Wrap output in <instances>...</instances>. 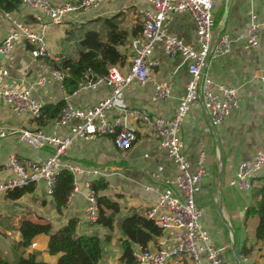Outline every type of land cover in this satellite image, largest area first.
I'll return each mask as SVG.
<instances>
[{
  "label": "crops",
  "instance_id": "1",
  "mask_svg": "<svg viewBox=\"0 0 264 264\" xmlns=\"http://www.w3.org/2000/svg\"><path fill=\"white\" fill-rule=\"evenodd\" d=\"M53 4H61L65 0H49ZM218 0L215 19L218 12ZM228 6L222 34L228 36L230 52L217 58H210L205 67V75L224 86L237 89L238 109L223 119L216 127L210 124V118L200 102L191 107L180 127L183 142V154L190 164V171L197 169L199 143L204 144L207 156L205 175L195 189V201L203 210L202 227L208 233L209 243L220 252V264H234L232 255V231L235 234L238 251L246 254L253 264H264V245L255 239L256 217L246 224L243 222L244 207L249 202L250 194L239 192L228 186L229 179L235 176L238 165L250 161L257 151H264V82L259 75L264 71V4L262 0H224ZM128 1L106 3L95 12H81L71 15L63 24H48L45 30V42L53 59H33L29 51L31 46L25 42H16L13 49L0 59L8 76L0 82V89H27L35 84L32 95L44 105H53L67 100L76 108H86L107 97L110 93L105 85L94 90L76 91L67 95L59 87L58 81L37 87L36 82L49 74L52 62L58 63L62 58L76 59L79 43L84 34L94 31L101 34L102 21L121 15L123 28L130 30L140 26L135 6ZM141 8L152 11L148 4H139ZM23 22L31 23L32 10L18 5L13 11ZM224 13V12H223ZM250 13L256 16L261 24L260 45L256 49L245 47L242 38L250 24ZM223 16V15H222ZM222 22V20H221ZM220 22V24H221ZM216 23V22H215ZM220 25L215 26V34ZM8 24L0 21V44L7 34ZM166 35L174 36L182 43L195 46V28L191 16L187 13H171L162 25ZM132 37H129V42ZM129 42L124 48L127 54L125 66L129 58ZM158 66L151 73V80L144 86L133 84L123 91L125 104L130 109L141 110L150 117L170 118L175 112L177 102L185 95L189 75L180 57L167 56L162 45L158 44L154 51ZM169 82L170 93L164 101L152 104L150 97L153 83ZM66 98V99H65ZM113 117L112 114L108 119ZM72 120L70 126L77 124ZM0 128L7 130L38 129L47 134L69 137V126H59L50 121L39 127L28 116H17L7 106H0ZM216 138L222 148L223 164L219 160ZM14 153L21 160L39 162L46 159L50 150L35 153L20 143L15 137L0 140V180L6 177L3 164L8 156ZM89 170H97L99 178L107 182L108 187L99 195L116 202L119 211L111 214L113 229L109 232L98 225H90L84 219L85 198L88 194L87 177L77 175L75 188L68 197L66 206L60 214L55 210L53 199L47 196L44 182L35 183L32 193L17 200H9L0 196V254L12 264L18 258L34 256L39 262L57 264L61 254L50 255L48 252L49 236L39 234L33 237L27 248H20V235L17 231L19 221L26 218L33 222H50L54 230L61 228L70 219H77L75 229L77 236L92 235L100 240L101 259L98 264H114L120 261L123 250L121 242L125 239L121 231L123 219L130 216L145 217L146 211L157 201L160 187L153 183L150 176L156 173L162 178H174L176 169L167 158L165 151L150 136L138 132L136 143L126 151L115 148L110 138L97 137L82 141L74 139L63 158ZM221 174V183L219 176ZM264 177V168L259 172L257 187ZM153 185L155 191L145 188ZM146 218V217H145ZM226 220V224L223 222ZM176 244L175 231H164L153 237L146 248L151 252L169 250ZM133 251L138 250L132 245ZM240 256V254H239ZM204 264H209L203 255ZM168 264H179L174 260ZM182 264H190L183 262Z\"/></svg>",
  "mask_w": 264,
  "mask_h": 264
},
{
  "label": "built area",
  "instance_id": "2",
  "mask_svg": "<svg viewBox=\"0 0 264 264\" xmlns=\"http://www.w3.org/2000/svg\"><path fill=\"white\" fill-rule=\"evenodd\" d=\"M30 10L31 23L20 20L13 11H0V21L8 24L7 34L0 44V55L11 52L18 41L31 46L29 51L33 59H53L45 42V30L48 24L59 26L73 14L95 12L101 5L118 1H128L135 6L140 20V35L129 42L128 64L109 66L107 73L96 78L86 77L76 91L94 90L99 85L109 88V95L92 106L76 108L65 100V106L54 121L59 126H69V137H59L45 133L41 129L7 130L0 128V140L15 137L20 143L35 153L50 150L49 156L39 162L21 160L14 153L10 154L3 164L6 174L0 180V196L23 188L31 183L43 181L47 196L51 197L55 177L61 170H67L74 176L84 175L88 194L85 198L84 219L90 225H97L98 195L91 189L90 182L98 179L97 170H89L63 158L74 139L89 141L97 137L110 138L116 149L129 150L137 141L138 132L150 136L165 151L169 161L174 165L177 175L174 178H162L152 173L150 178L158 189L157 201L145 213V217L159 227L162 232L175 231L176 244L169 250L151 252L138 246L133 252V262L118 261L114 264H168L169 261L182 264H204L203 255L209 264H220L221 250L214 248L208 240V233L202 227L203 210L195 201V189L205 175L207 156L204 144L199 143L197 169L190 171V164L183 154V142L180 127L191 107L200 102L209 115L210 124L218 126L224 118L231 116L238 109L237 89L224 86L203 74L210 58H217L230 52V41L225 34H215V12L218 0H65L53 4L49 0H19ZM263 4H264V0ZM148 4L152 11L139 7ZM187 13L191 16L195 28V46L182 43L174 36L166 35L162 25L171 13ZM250 24L242 38L245 47L256 49L260 45L261 24L252 13ZM158 44L169 57H180L185 64L189 80L185 95L177 102L175 112L170 118L150 117L148 114L126 106L123 91L133 84L144 86L151 80V73L158 66L154 51ZM8 72L0 63V82ZM63 74L51 68L49 74L36 82L37 87L53 81L62 86ZM259 80L264 82V71ZM35 84L27 89H0V106H7L17 116H28L31 120L40 117L43 105L34 99L32 90ZM171 90L169 82L153 83L150 97L152 104L167 99ZM64 91V90H63ZM75 91V92H76ZM66 99V98H65ZM112 114L113 117L108 119ZM72 120L77 124L70 126ZM264 168V151H257L250 161L238 165L235 176L228 180L229 187L239 192L250 194L257 188L259 172ZM75 188V184H74ZM155 191L153 185L145 188ZM246 207H244V210ZM240 264H253L247 255H240Z\"/></svg>",
  "mask_w": 264,
  "mask_h": 264
},
{
  "label": "trees",
  "instance_id": "3",
  "mask_svg": "<svg viewBox=\"0 0 264 264\" xmlns=\"http://www.w3.org/2000/svg\"><path fill=\"white\" fill-rule=\"evenodd\" d=\"M19 3V0H0V11H14L15 5H19ZM122 23L121 15L105 18L102 21L105 40L97 32H86L79 43L80 48L76 59L62 58L58 63L52 62V67L63 74L62 86L67 95L73 94L86 77L103 76L107 73L109 66L122 67L126 64L127 54L124 48L129 42V37L134 38L140 35L141 26H136L129 33L123 28ZM86 50L92 52H86ZM93 52H96L98 56ZM64 106V101L53 105H44L41 108L40 117L35 122L39 127H43L50 121H55ZM259 180L260 185L250 193L249 202L243 212V222L246 224L250 219L256 217L255 239L264 245V177ZM90 187L98 195V220L96 224L111 232L114 222L111 214L118 213L119 206L107 197L99 195L108 187L107 182L102 178L92 180ZM73 188L74 176L67 170H61L55 177L51 193L58 214L66 206ZM34 189L35 186L31 183L7 193L5 197L9 200H17L32 193ZM77 223V219H70L61 228L54 230L50 222H33L23 218L19 221L17 228L20 235L18 245L20 248H27L33 237L44 234L49 236V254H61L57 264H98L101 259L99 238L92 235L77 236L75 233ZM121 231L125 239L121 242L123 253L120 261L128 263L133 262L132 245L146 248L153 237L160 236L162 233V230L153 221L137 215L123 219ZM239 254L246 255L242 252ZM0 264H9L1 254ZM12 264L47 263L39 262L34 256H30L27 259L20 257Z\"/></svg>",
  "mask_w": 264,
  "mask_h": 264
},
{
  "label": "water",
  "instance_id": "4",
  "mask_svg": "<svg viewBox=\"0 0 264 264\" xmlns=\"http://www.w3.org/2000/svg\"><path fill=\"white\" fill-rule=\"evenodd\" d=\"M226 2H228V0H226ZM18 7V4L15 5V8ZM228 6L225 7L224 9V13H223V16H222V22L220 24V26L218 27V30L216 32V34H214V37L215 35L217 34H220L222 32V29H223V26H224V23H225V20L227 18V14H228ZM89 51V52H92L91 50H86V52ZM96 56H98V54L96 52H93ZM3 56L0 55V59H2ZM202 73L204 74L205 73V69H203ZM216 146H217V149H218V153H219V160H220V163L221 165L223 164V153H222V148H221V145L219 143V140L216 138ZM219 183H221V174L219 176ZM223 222L226 224V220L223 219ZM231 249H232V255H233V261H234V264H240V256H239V251H238V247H237V243H236V238H235V234L233 233L232 231V245H231Z\"/></svg>",
  "mask_w": 264,
  "mask_h": 264
},
{
  "label": "rangeland",
  "instance_id": "5",
  "mask_svg": "<svg viewBox=\"0 0 264 264\" xmlns=\"http://www.w3.org/2000/svg\"><path fill=\"white\" fill-rule=\"evenodd\" d=\"M226 7V3L224 0L221 1V3L219 4V8H218V12H217V15H216V19H215V26H217V24L220 25V22L222 20V15H223V12H224V9ZM101 38L103 40H105L106 36H105V32H104V29L101 31V34H100ZM78 47L80 48V46L78 45Z\"/></svg>",
  "mask_w": 264,
  "mask_h": 264
}]
</instances>
